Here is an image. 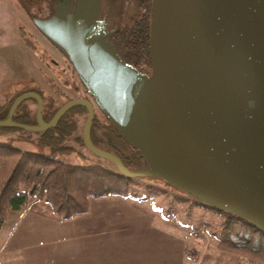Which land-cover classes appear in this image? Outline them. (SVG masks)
I'll return each mask as SVG.
<instances>
[{
    "label": "water",
    "instance_id": "obj_1",
    "mask_svg": "<svg viewBox=\"0 0 264 264\" xmlns=\"http://www.w3.org/2000/svg\"><path fill=\"white\" fill-rule=\"evenodd\" d=\"M151 2V70L144 73L109 39L114 28L99 16L100 0L59 1L39 27L70 58L91 98L65 101L46 121L41 95L26 91L0 127L49 128L82 105L85 147L120 173L167 181L264 230V0ZM29 96L37 99L36 124L12 118ZM94 103L121 138L110 134L141 153V167L93 143Z\"/></svg>",
    "mask_w": 264,
    "mask_h": 264
},
{
    "label": "trees",
    "instance_id": "obj_2",
    "mask_svg": "<svg viewBox=\"0 0 264 264\" xmlns=\"http://www.w3.org/2000/svg\"><path fill=\"white\" fill-rule=\"evenodd\" d=\"M133 1L134 7L128 15V21L111 34L114 39L113 44L127 64L141 72L150 73L152 2L151 0ZM24 90H34L41 95L42 118L46 121L61 105H54L52 97H47L42 90L35 87H27L21 91ZM18 93L0 103V118L6 116L11 102ZM30 101L37 102V99L30 96L17 104L13 112V120L25 124L37 123L36 109L30 105ZM83 112H87L86 107L75 106L64 112L52 127L40 130L15 126L0 127L2 131L0 133L16 129H25L30 134L34 133L33 139L38 147L24 148L0 140V229L5 224L10 210L23 209L33 198L48 202L55 214L61 219H67L87 211L91 197L131 194L128 192V187L133 183L134 176L120 173L111 160L108 159L115 168L101 162L83 164L65 158V152L82 153L73 144L66 142L68 136L85 146L81 132L77 131L76 118L77 113ZM107 128L114 130L105 116L102 119L95 113L90 127V136L94 144L98 145L97 143L105 141L98 131ZM128 149L127 156L118 154L127 166L132 162L130 156L142 158L141 153L130 144ZM208 206L219 217L218 224L213 229L218 249L264 261L263 229L236 213Z\"/></svg>",
    "mask_w": 264,
    "mask_h": 264
},
{
    "label": "crops",
    "instance_id": "obj_3",
    "mask_svg": "<svg viewBox=\"0 0 264 264\" xmlns=\"http://www.w3.org/2000/svg\"><path fill=\"white\" fill-rule=\"evenodd\" d=\"M158 208L137 194H107L91 197L84 213L61 219L48 202L30 199L23 209L9 211L0 229V264H214L221 259L224 251L210 249V255L208 242L190 235L176 212Z\"/></svg>",
    "mask_w": 264,
    "mask_h": 264
},
{
    "label": "rangeland",
    "instance_id": "obj_4",
    "mask_svg": "<svg viewBox=\"0 0 264 264\" xmlns=\"http://www.w3.org/2000/svg\"><path fill=\"white\" fill-rule=\"evenodd\" d=\"M50 1L0 0V103L28 86L42 90L47 97H52L54 105H60L71 98L90 96L70 58L39 27V21L53 19V16L44 18L48 14ZM133 5V0H100L99 16L106 14L110 27L121 28L128 21ZM109 39L114 43L113 37ZM30 105L34 109L37 107L36 102L30 101ZM95 113L103 119L104 115L96 104ZM86 115L87 112L76 114L79 132H82ZM31 136L25 129H16L0 133V140L24 148H38ZM66 142L73 144L86 156L76 151L65 152L64 156L68 160L83 164L101 162L115 168L108 159L97 156L72 137L68 136ZM102 143L105 144V141ZM136 164L131 167L143 165ZM128 192L148 198L151 205L159 207L158 209L176 212L178 220L185 222L187 226L204 227L206 234L201 238L208 242V253L211 255L213 251L210 249L217 248L213 229L218 224L219 217L192 194L160 179L141 175L134 176ZM220 258L214 264H264L263 260L229 252H221Z\"/></svg>",
    "mask_w": 264,
    "mask_h": 264
},
{
    "label": "flooded vegetation",
    "instance_id": "obj_5",
    "mask_svg": "<svg viewBox=\"0 0 264 264\" xmlns=\"http://www.w3.org/2000/svg\"><path fill=\"white\" fill-rule=\"evenodd\" d=\"M59 1H61V0H51L50 1V8H48V14L46 15V16H44V18H49V17H52L53 16V13L55 12V10H56V8H55V6H56V4L59 2ZM74 2H75V0H71V4H72V6H74ZM102 17H106L105 18V20H106V23H107V28H114V30L112 31V32H110V35H109V37H113V35H111L114 31H116L117 30V26L116 27H110L109 26V23H108V16L105 14V15H102L101 16V18ZM38 29V28H37ZM39 30V29H38ZM40 31V30H39ZM42 33V32H41ZM28 87H32V86H28ZM24 88H27V87H23L22 89H24ZM21 89V90H22ZM20 90V91H21ZM19 91V93L16 95V96H18L19 94H21V93H23V92H26V91H30V90H24V91H21L20 92ZM16 94V93H15ZM15 96V97H16ZM30 97V96H29ZM82 97H88V98H90V96H82ZM7 98H9V97H7ZM6 98V99H7ZM24 100V99H23ZM5 102V101H4ZM1 103H3V102H1ZM12 103V102H11ZM36 104H37V102H36ZM11 105V104H10ZM10 107V106H9ZM16 108V107H15ZM42 108H43V106H42ZM73 108V107H72ZM94 108H95V104H94ZM9 109V108H8ZM36 109H37V107H36ZM71 109V108H70ZM8 112V111H7ZM14 112V111H13ZM41 113H42V111H41ZM13 117V116H12ZM108 129V128H107ZM105 130V129H99V133L101 134V136L105 139V144H103V143H97L98 145H100L102 148H105V149H107V150H111V151H114L115 153H117V154H119V155H122L123 157L124 156H127V154H128V152H129V144L128 143H125V142H123V141H121V140H119L118 138H116V137H114V136H112L111 134H110V132L111 133H113L114 135H116V136H118V137H120L121 138V136L115 131V130H113V129H108V130H110V131H108V130ZM102 131V132H101ZM31 134H33V133H31ZM97 155V154H96ZM97 156H99V155H97ZM102 157V156H101ZM136 158L135 159H133L132 160V162H130V164H128V165H132V164H136V163H140V164H142L143 163V161H142V158L141 157H138V156H135ZM104 158V157H103ZM106 159V158H105ZM137 165V164H136Z\"/></svg>",
    "mask_w": 264,
    "mask_h": 264
},
{
    "label": "built area",
    "instance_id": "obj_6",
    "mask_svg": "<svg viewBox=\"0 0 264 264\" xmlns=\"http://www.w3.org/2000/svg\"><path fill=\"white\" fill-rule=\"evenodd\" d=\"M189 233L193 237H200L206 234V230L204 229V227H199V228L190 227ZM190 250H191V247L188 246L187 251H190Z\"/></svg>",
    "mask_w": 264,
    "mask_h": 264
}]
</instances>
